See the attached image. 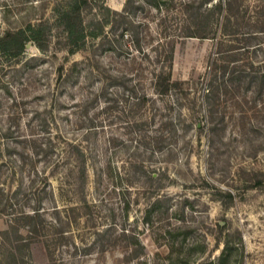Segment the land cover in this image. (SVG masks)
Wrapping results in <instances>:
<instances>
[{
    "label": "rangeland",
    "instance_id": "1",
    "mask_svg": "<svg viewBox=\"0 0 264 264\" xmlns=\"http://www.w3.org/2000/svg\"><path fill=\"white\" fill-rule=\"evenodd\" d=\"M219 1L0 0V264H264V0Z\"/></svg>",
    "mask_w": 264,
    "mask_h": 264
},
{
    "label": "trees",
    "instance_id": "2",
    "mask_svg": "<svg viewBox=\"0 0 264 264\" xmlns=\"http://www.w3.org/2000/svg\"><path fill=\"white\" fill-rule=\"evenodd\" d=\"M78 1H80V0H78ZM84 1H86L87 2V0H84ZM77 2V1H76ZM226 4H231V2L230 1H228V3H227V1H225V0H220L217 4H216V7H217V9L220 11V12H222L223 10L224 11H227V7H226ZM78 4L77 3H73L72 5H71V7H69V8H67V9H65V10H63L62 12H61V19H66V24H67V26H68V29H69V32H70V35L71 36H73L75 33H77V30L76 29H74L73 28V25L74 24H72L71 25V23H67V22H69L68 21V19H70L71 17H72V14H71V12L73 11V10H75L76 8L78 9ZM214 7H215V5H214ZM222 15V14H221ZM207 17H209L208 15H207ZM230 17H231V15L228 13H225L221 18H222V20H221V18H218V22L217 23H219V24H221V25H223L224 26V28H225V31H227V28H229V26H231V19H230ZM220 21H222V22H220ZM29 26H30V28L33 30L34 29V33H32L31 35H24V37H23V39L21 40V42H20V44H19V47H20V49L22 50L23 48H24V46H25V42H26V40H28L29 38H30V36H36L35 35V33L36 32H38L37 30H36V28L35 27H33L32 26V24L30 23L29 24ZM207 28V27H206ZM37 29H39V26L37 27ZM206 30V29H205ZM18 33L19 34H25L24 33V30L23 29H21V30H19L18 31ZM234 33V32H233ZM92 34L93 35H96L97 34V32H92ZM197 34H201L202 36H204V33H197ZM192 35V34H191ZM80 38H82V37H84V36H86V33H81L80 35ZM1 39V38H0ZM1 41V40H0ZM8 45H9V42H8ZM1 46H3V44L0 42V52H1ZM18 47V48H19ZM3 48H4V46H3ZM7 48V47H6ZM231 49V48H230ZM6 50H9V49H6ZM220 51L221 50H218V51H216V53H218V55H216V53H215V55H214V57L212 58V59H218L219 58V56H220ZM215 63H216V60H215ZM167 78H168V80H170L171 79V77H170V75L169 76H167ZM170 82H172V81H170ZM213 85V84H212ZM211 89L208 87V91H207V93L208 92H211L210 91ZM20 259H21V257L19 258V257H16V256H14V257H12V259H11V263L10 264H24V263H20Z\"/></svg>",
    "mask_w": 264,
    "mask_h": 264
},
{
    "label": "water",
    "instance_id": "3",
    "mask_svg": "<svg viewBox=\"0 0 264 264\" xmlns=\"http://www.w3.org/2000/svg\"><path fill=\"white\" fill-rule=\"evenodd\" d=\"M30 45V44H29Z\"/></svg>",
    "mask_w": 264,
    "mask_h": 264
}]
</instances>
